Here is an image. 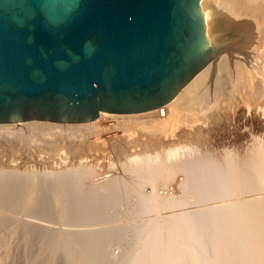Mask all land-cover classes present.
I'll return each instance as SVG.
<instances>
[{
  "label": "bare ground",
  "instance_id": "bare-ground-1",
  "mask_svg": "<svg viewBox=\"0 0 264 264\" xmlns=\"http://www.w3.org/2000/svg\"><path fill=\"white\" fill-rule=\"evenodd\" d=\"M198 4L214 58L169 102L135 114L101 111L98 118L86 122H0V158L5 156L4 161L0 159V197L29 198L36 193L33 189L39 188L37 183L46 179L43 187L47 192L94 201L101 215L108 203L131 204L119 214L151 215L150 219L143 217L145 221L139 219L143 224L135 220L137 227L130 230L135 228V240L130 235L129 246L125 243L128 247L119 253L125 260L113 256V264H264V141L259 143V137L251 148L249 144L238 148L234 142L239 151L232 150L231 142L220 158L221 151L216 154L210 148L215 139L209 145L210 131L203 127L224 105L233 101L239 106L236 101L242 102V98L247 108L254 105V117L261 120L260 130L264 129V0H200ZM238 23L244 30L234 37L236 32L231 30ZM243 102L241 111L246 107ZM245 110L250 113L249 108ZM118 128L121 134L116 132V138H110L114 137L110 133V137L102 136L103 131ZM123 136L128 142L140 138L147 149L156 151L130 155L121 175L98 177L87 155L93 150L94 154L103 152L108 146L124 155ZM59 150L60 156L71 157V162L61 161L48 170L51 173L44 170L39 175L37 168L24 166L29 156ZM47 173L51 176H44ZM169 180L176 190L174 187L175 191L168 193L164 187L162 192L160 184L166 186ZM58 241H53L54 246ZM104 258L90 263L104 264Z\"/></svg>",
  "mask_w": 264,
  "mask_h": 264
},
{
  "label": "water",
  "instance_id": "water-1",
  "mask_svg": "<svg viewBox=\"0 0 264 264\" xmlns=\"http://www.w3.org/2000/svg\"><path fill=\"white\" fill-rule=\"evenodd\" d=\"M199 1L0 0V122L169 102L211 58Z\"/></svg>",
  "mask_w": 264,
  "mask_h": 264
},
{
  "label": "rangeland",
  "instance_id": "rangeland-1",
  "mask_svg": "<svg viewBox=\"0 0 264 264\" xmlns=\"http://www.w3.org/2000/svg\"><path fill=\"white\" fill-rule=\"evenodd\" d=\"M242 30H244V26H240V24L238 23L237 27L233 28L231 31H235L236 33L233 34V36L237 37V34ZM236 99L238 98L235 97V100ZM241 100L243 102L242 98ZM237 102L239 103V106L236 105L235 102L233 103V101L229 102L235 106H232V104L228 103V105H224L221 109H219L222 110V112L219 111L218 116L211 119H207L206 120L207 123L201 122L205 124L203 127H205L206 130L209 129L210 131L211 137H209L208 135L209 132L207 134L208 143L210 140H213L214 142V139L215 142H217V143L210 142L209 145H211L212 143L214 144V145L212 144L213 146L211 145L210 148L217 151L216 154L221 151L220 153H218V155H222L224 151L227 152L226 149L230 147L229 144H231V142H233L231 145L233 148L232 147L231 148L232 150L233 149L235 150L236 149L234 148L235 144L236 147L241 145L247 147V145L249 144L250 146L249 148H251L252 146L256 147L255 145L258 143L257 142L258 140H260L259 143L261 142L263 143L264 141V137H263L264 129L260 130L262 126L261 125L262 123H260L261 120L254 117L256 114L254 109L252 108L254 105L252 104L251 107H248L250 113H245L246 112L245 109L248 110L247 105H245L246 103L243 102V106L244 105L246 106L243 107L244 109L242 108L245 111L244 112L243 110L241 111L242 102L236 101V103ZM110 113H114V112H110ZM98 116L96 118H98ZM253 117L255 118V120ZM256 121L258 124L259 123L260 124L259 125L256 124ZM107 122L110 124L114 123L112 122V120H108ZM241 122H243L244 124L242 123V126H240L241 127L240 128L238 124ZM245 124L246 127H244ZM256 125L259 128L256 127ZM250 126H252V128ZM257 129H259L258 131L259 133L257 132ZM246 131H248L249 134H246L247 133ZM112 132H114L115 134H112ZM116 132L117 133L119 132V134H121L120 129L118 128L114 130L111 129L109 131H103L102 136L104 134L105 137L107 136L110 137L109 136L110 133L111 136H114L110 138L114 139L116 138L115 137L116 135H119ZM243 132L247 137H244L245 135H243L244 134ZM255 132L258 134V137ZM253 134L256 136L255 139L253 138L254 136L253 137L251 136ZM124 136L122 140L126 139ZM220 137L222 138V141ZM237 140L238 142H236ZM124 142L127 147V152L124 153V155L116 153L115 150L111 148V146L110 147L108 146L107 150L103 152H96L95 154H94V150L92 151L93 153L91 151L89 152L91 154L87 155L88 163L89 165L91 164V168L93 169L95 175H97L98 177L102 176L103 174L109 175L114 173L121 175L124 173L123 163L127 161V158L130 155L133 156L135 154L137 155L144 152H151L153 150L156 151V149H149V148L147 149V147H145L144 144L141 143L142 141L140 138L137 141L128 142L125 140ZM254 142L257 143L254 144ZM250 143H253L254 145ZM224 144L225 147H223ZM214 146H216V148ZM157 150L163 152L165 149L157 148ZM239 150L240 149H236V151ZM60 151L62 150H59V152L53 154L41 153L40 156H36V157L29 156V160L24 162L25 163L24 166L29 165V168L32 167L37 168L36 171H38L39 175H41V173L43 172L40 171L51 170L52 168L59 166L61 161L64 162L65 160V162H71L70 160L72 158L67 156V159H65L64 158L65 156H60ZM4 157L5 156H1L0 159L3 160ZM222 157H224V154L220 158ZM22 161L24 160H21V162ZM72 162L76 163L77 161L73 160ZM51 172L52 171H48V173ZM47 174L44 176L46 177L51 176V175L49 176V174L47 176ZM178 175L180 176V178L183 177L182 174H178ZM43 180L45 181L46 179ZM44 181H42L41 183L40 182L37 183V185L40 184L39 186H37L40 189L38 188L39 189L38 190L35 187L36 190L35 189L33 190L36 193H34L32 196H29V198H25V197L22 198L23 196L19 197L20 195H17L18 197H16V195L7 196V197L5 196L2 198L0 197V264H81L79 259L83 261L82 264H91L90 263L91 260H94L99 257L100 259H102L103 256L105 257L103 259L104 261L102 260L103 261L102 263L104 264H113L112 261L114 260L112 259H115L113 258V256L114 257L116 256V258L120 259L121 262H123L122 259L125 258V255L123 256L121 255L122 256L121 257L119 253L122 254L123 251L121 250H124L125 247L127 248L129 246L130 235L131 238L133 236L136 237L135 234L137 233L134 232L135 228H133L134 229L133 231L130 230H132V227L134 226L137 227L136 224H138V220L147 216V214L141 215L140 217L131 214V212L126 213L129 215L119 214L121 212L123 213L122 210L125 211V208H127V206L129 207L131 204L119 203L113 205L108 203L105 207V215H101L96 210V205L94 201H89L88 199H83V198H68V197L56 196L57 194L52 193V191L51 192L46 191V189L43 187ZM168 182L169 183H166L167 187L164 186L163 184L162 187V185L160 184L159 189L162 192L164 191L165 188L167 189H165L164 192H168V193L174 190L173 188L175 186L173 185L172 180H169ZM10 186H12V184ZM169 186H171V188ZM8 189L9 188H7V190ZM129 196H131V194H129ZM134 197L135 196L132 194L131 198ZM124 205L127 206L125 207ZM117 211L118 214H116ZM155 216L157 215H153V217ZM149 217H151V215ZM145 218L142 220L145 221L146 219H148ZM135 220L137 222L134 225ZM142 220H139L141 221L139 222V224L144 223ZM116 224L120 225V227L117 226ZM125 226L129 228L127 229L126 227L127 229L126 234L124 233L126 232V229L124 228ZM117 227L123 228L125 229V231L123 229H120L121 230L120 231ZM116 228L118 230H116ZM117 231L119 234H117ZM120 233L121 234L124 233L126 236L127 235L129 236V238L125 236L127 241H125V238L123 239L124 234L123 237H120L121 236ZM118 235H120L119 236L120 238L118 237ZM111 236L113 240L114 238L116 240L114 241L110 240ZM135 237H133L132 239L135 240ZM55 239H59V241H58V245L54 246L53 241ZM119 240L121 242H118ZM102 252L105 253L102 254ZM85 254L87 255V257H85L86 256ZM118 259L115 262H118Z\"/></svg>",
  "mask_w": 264,
  "mask_h": 264
},
{
  "label": "clouds",
  "instance_id": "clouds-1",
  "mask_svg": "<svg viewBox=\"0 0 264 264\" xmlns=\"http://www.w3.org/2000/svg\"><path fill=\"white\" fill-rule=\"evenodd\" d=\"M86 47H88V45H86Z\"/></svg>",
  "mask_w": 264,
  "mask_h": 264
}]
</instances>
